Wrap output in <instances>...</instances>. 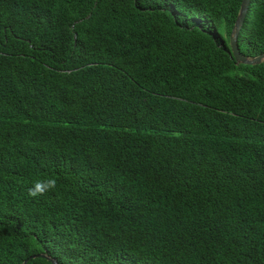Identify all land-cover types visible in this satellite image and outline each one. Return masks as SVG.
Wrapping results in <instances>:
<instances>
[{"label":"trees","instance_id":"16d2710c","mask_svg":"<svg viewBox=\"0 0 264 264\" xmlns=\"http://www.w3.org/2000/svg\"><path fill=\"white\" fill-rule=\"evenodd\" d=\"M239 4L0 0V264H264V60L231 56ZM236 45L264 52V0Z\"/></svg>","mask_w":264,"mask_h":264},{"label":"water","instance_id":"95a60500","mask_svg":"<svg viewBox=\"0 0 264 264\" xmlns=\"http://www.w3.org/2000/svg\"><path fill=\"white\" fill-rule=\"evenodd\" d=\"M249 0H240L239 9L237 12V15L235 17L233 26L231 28V32L229 34L228 43H229V51L231 53V56H233L234 61L237 62H243V63H257L262 60H264V52H260L253 56H247L243 55L239 52L236 45V36L238 33V28L242 22L244 13L246 11V7ZM26 258L23 259V261Z\"/></svg>","mask_w":264,"mask_h":264},{"label":"clouds","instance_id":"9594fccd","mask_svg":"<svg viewBox=\"0 0 264 264\" xmlns=\"http://www.w3.org/2000/svg\"><path fill=\"white\" fill-rule=\"evenodd\" d=\"M57 181L55 178H47L44 180H37L33 187L28 189V195L30 197H38L44 195L46 192L55 189Z\"/></svg>","mask_w":264,"mask_h":264}]
</instances>
